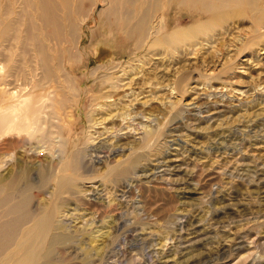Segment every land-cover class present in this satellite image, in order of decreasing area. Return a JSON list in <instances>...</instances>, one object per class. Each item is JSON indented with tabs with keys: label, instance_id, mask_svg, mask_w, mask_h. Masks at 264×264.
Returning <instances> with one entry per match:
<instances>
[{
	"label": "rangeland",
	"instance_id": "1",
	"mask_svg": "<svg viewBox=\"0 0 264 264\" xmlns=\"http://www.w3.org/2000/svg\"><path fill=\"white\" fill-rule=\"evenodd\" d=\"M107 7L84 15L83 56L61 60L77 98L54 143L88 161L54 264H264V23L163 0L148 39L126 41Z\"/></svg>",
	"mask_w": 264,
	"mask_h": 264
},
{
	"label": "bare ground",
	"instance_id": "2",
	"mask_svg": "<svg viewBox=\"0 0 264 264\" xmlns=\"http://www.w3.org/2000/svg\"><path fill=\"white\" fill-rule=\"evenodd\" d=\"M162 1L149 0L140 10L141 0H102L108 4L103 14L121 21L123 40L138 42L150 36L147 25ZM176 1L211 13L208 23L226 15L245 18L241 10L251 13L256 26L264 23V0ZM98 2L0 0V264L64 262L68 239L59 216L77 199L73 191L84 179L88 152L54 143L61 136L60 112L77 98L63 61L83 56L77 48L81 24ZM40 150L49 155L46 164L21 159L23 152L36 156ZM142 156L131 161L132 167L143 162ZM42 194L47 197L40 199Z\"/></svg>",
	"mask_w": 264,
	"mask_h": 264
}]
</instances>
